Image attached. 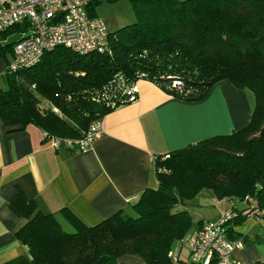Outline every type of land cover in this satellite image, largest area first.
<instances>
[{"label":"trees","instance_id":"obj_1","mask_svg":"<svg viewBox=\"0 0 264 264\" xmlns=\"http://www.w3.org/2000/svg\"><path fill=\"white\" fill-rule=\"evenodd\" d=\"M118 1L89 0L87 11L97 16V6ZM128 2L135 21L110 31L109 52L78 54L60 45L32 65L5 70L1 121L10 127L36 126L46 141L77 138L112 108L135 100L126 89L143 78L189 102L228 79L253 94L249 122L230 134L156 155L157 186L133 203L135 215L117 211L87 225L62 208L74 227L67 232L53 213L42 212L17 192L8 208L25 219L15 235L31 264H120L124 254H137L146 264H171L173 242L185 237L192 221L188 211L173 209L203 188L219 199L248 204L234 210L225 229L229 239L247 240L233 229L242 212L264 216V0ZM22 30L15 26L0 35L7 36L0 39V56L12 50L13 35Z\"/></svg>","mask_w":264,"mask_h":264},{"label":"crops","instance_id":"obj_2","mask_svg":"<svg viewBox=\"0 0 264 264\" xmlns=\"http://www.w3.org/2000/svg\"><path fill=\"white\" fill-rule=\"evenodd\" d=\"M138 95L102 115L103 133L85 151L56 149L33 125L10 127L0 119V264H31L16 231L25 219L8 208L17 192L53 213L63 230L74 231L61 209L71 210L83 223L96 224L117 211L135 215L133 203L157 186L154 157L197 141L230 134L245 127L253 94L228 79L216 82L199 101L170 96L154 82L137 80ZM246 201L217 198L201 189L174 211L186 210L191 226L173 242L171 264H189L190 245L203 220H215L228 210H242ZM233 229L246 236L234 252L240 262L264 261V216L242 212ZM185 246V247H184ZM120 264H146L137 254H124Z\"/></svg>","mask_w":264,"mask_h":264},{"label":"built area","instance_id":"obj_3","mask_svg":"<svg viewBox=\"0 0 264 264\" xmlns=\"http://www.w3.org/2000/svg\"><path fill=\"white\" fill-rule=\"evenodd\" d=\"M88 3L89 0H0V35L11 27L23 28L13 35L16 41L0 80L5 70L14 72L32 65L46 50L56 46H65L78 54L109 52L111 32L102 18L88 13ZM136 83L126 89L131 100L138 95ZM102 133L101 122L97 120L80 137H52L50 142L56 149L85 151ZM235 215L234 210H228L215 220L201 222L189 240V264L238 263L234 252L243 246V240L229 239L225 234L227 223Z\"/></svg>","mask_w":264,"mask_h":264},{"label":"rangeland","instance_id":"obj_4","mask_svg":"<svg viewBox=\"0 0 264 264\" xmlns=\"http://www.w3.org/2000/svg\"><path fill=\"white\" fill-rule=\"evenodd\" d=\"M96 14L104 20L108 30L111 32L119 29L120 27L128 23H132L135 21V16L128 0H120L115 3L101 4L96 7ZM9 56V52L6 54L5 57L0 56V73L6 67V64L9 60ZM0 88H4L2 79L0 80ZM184 245L188 246L189 243L184 242Z\"/></svg>","mask_w":264,"mask_h":264}]
</instances>
